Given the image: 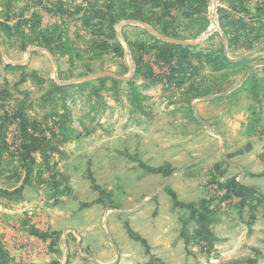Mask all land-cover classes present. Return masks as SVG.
<instances>
[{
	"label": "rangeland",
	"instance_id": "374dc122",
	"mask_svg": "<svg viewBox=\"0 0 264 264\" xmlns=\"http://www.w3.org/2000/svg\"><path fill=\"white\" fill-rule=\"evenodd\" d=\"M206 159L220 169L190 199L233 217L238 258L189 264H264V0H0L1 223L114 208L133 175ZM183 225L192 254L219 255Z\"/></svg>",
	"mask_w": 264,
	"mask_h": 264
},
{
	"label": "crops",
	"instance_id": "0c3cea01",
	"mask_svg": "<svg viewBox=\"0 0 264 264\" xmlns=\"http://www.w3.org/2000/svg\"><path fill=\"white\" fill-rule=\"evenodd\" d=\"M220 165L206 159L202 171L195 164L178 175L156 170L137 181L133 178L139 174L133 175L113 194L118 199L114 208L90 200L70 213L59 206L51 208L39 223L29 220V226L0 220V264H189L207 259L216 262L230 254L237 259L234 249L232 253L225 251L223 241V237L236 234V225L230 222L233 217H206L190 199L204 198L208 191L201 184L218 172ZM144 179L153 182V192H144ZM234 201L242 206L239 197ZM3 213L11 216L9 209ZM185 219L198 222L219 255L208 258L207 254L190 252L192 228L184 227ZM21 229L27 249L20 248L12 238ZM238 246L235 244V248Z\"/></svg>",
	"mask_w": 264,
	"mask_h": 264
}]
</instances>
